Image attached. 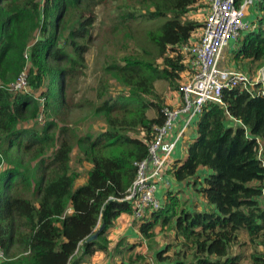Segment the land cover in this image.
I'll use <instances>...</instances> for the list:
<instances>
[{
	"label": "trees",
	"instance_id": "1",
	"mask_svg": "<svg viewBox=\"0 0 264 264\" xmlns=\"http://www.w3.org/2000/svg\"><path fill=\"white\" fill-rule=\"evenodd\" d=\"M104 1L0 0V85L14 81L28 63L30 89L0 87V162H5L0 248L7 257L0 264H80L98 250L107 251L116 220L133 212L132 203L122 199L136 177V162L147 157L149 142L166 119V94L156 83L169 81L179 91L187 69L180 45L203 26L188 14L204 5L201 0H137L138 6L123 8L120 22L132 27L125 35L138 49L106 69L128 90L105 97L100 92L104 98L94 109L106 121L105 129L76 136L59 125L66 79L90 48L95 8ZM259 7L263 13L256 28L232 50L236 64L264 67V3ZM139 24L147 27L142 37L134 27ZM38 92L46 97L48 112L40 127ZM222 99L223 104L205 106L186 157L176 159L171 170L177 185L192 187L204 205L189 208L181 193L169 189L165 206L140 222L147 240L159 224L181 239L174 255L169 245L157 252L160 262L242 264L245 254L231 249L242 243L243 231L264 244V95L240 85L224 89ZM151 108L155 116L148 114ZM78 165H89L84 183H79ZM140 245L117 247L121 264H143L141 253L125 260ZM248 260L264 264V251L254 249Z\"/></svg>",
	"mask_w": 264,
	"mask_h": 264
},
{
	"label": "built area",
	"instance_id": "2",
	"mask_svg": "<svg viewBox=\"0 0 264 264\" xmlns=\"http://www.w3.org/2000/svg\"><path fill=\"white\" fill-rule=\"evenodd\" d=\"M262 3L264 0H206L207 12L203 26L188 43L180 45L187 64L185 72L188 74L178 91L180 100L174 106L168 104L165 107V122L157 127L156 136L149 142L147 157L136 162V177L122 199L132 203L135 220L142 222L151 218L153 212L165 206L168 190L163 193V197L158 196V183L168 174L175 179L171 172L173 153L209 102L223 104V90L240 85L253 95H264V67L251 75L223 64L225 50L236 48L240 39L256 28L249 14L254 7L261 17L263 12L259 6ZM25 57L29 59V48ZM28 76L27 63L14 81L0 87L15 92L29 91L26 90L29 87ZM45 100L46 97H43L42 103L39 101L42 105L37 117L39 124L45 122ZM4 165L2 160L0 171ZM165 185L171 186L169 178L165 179ZM6 258L5 251L0 248V263Z\"/></svg>",
	"mask_w": 264,
	"mask_h": 264
},
{
	"label": "rangeland",
	"instance_id": "3",
	"mask_svg": "<svg viewBox=\"0 0 264 264\" xmlns=\"http://www.w3.org/2000/svg\"><path fill=\"white\" fill-rule=\"evenodd\" d=\"M201 4L206 5L205 0H201ZM138 6L137 0H105L101 2L95 8V14L97 15V21L95 26L93 27V36L92 42L88 43L90 48L87 53H85V57L79 60L82 64L78 63L74 66L75 73L66 79L65 85V104L64 108L61 112V120L59 121V125H66L68 128H71L76 136H82L87 133H99L104 130L106 127V121L104 120L102 114H98L94 107L102 102L103 98L108 94H116L126 92L128 89L122 86L116 78L111 75L110 72L106 69L109 63L113 61L122 62L121 57H123L128 51L135 52L138 48L135 46L133 41L130 40L131 37H127L125 32L129 28V31L132 32V27L125 28L121 22L119 15L122 14L123 8H129L133 6ZM206 9V6H204ZM203 8V7H202ZM202 8H197L192 10L188 16L194 19H198L203 21L206 20V12ZM249 14L250 20L253 21L254 24H257L258 17L260 16L258 10L254 9V7L250 10ZM166 20V19H165ZM136 29L141 31L140 37L144 36V30L147 27L143 25H134ZM133 27V28H134ZM65 37H62V40H65ZM132 39V38H131ZM130 40V41H129ZM82 43L85 40L81 41ZM131 46L129 47V45ZM63 46V41L62 45ZM71 52L70 46L66 48ZM225 61L229 68L232 66H236L235 69L244 71L251 75H255L256 71L260 69L259 63L256 62L251 66V63L246 61L245 63L236 64L233 60V51L232 48L230 51H225ZM160 63L161 60H158ZM231 66V67H230ZM252 68V70H251ZM185 78L188 76L187 72L184 73ZM185 80L183 79L182 83ZM48 84L46 83L43 88L46 89ZM29 87L27 86L28 90ZM156 89L159 93H165L167 100L174 99V96L178 94V90L173 88L169 81L160 80L156 83ZM107 90L108 93H104ZM103 92L104 97H99V93ZM44 96L40 95L38 92L37 98L42 103V98ZM169 102V101H168ZM41 105V104H40ZM46 105V100H45ZM42 106V105H41ZM150 116L156 114V110L151 108L148 111ZM48 118V112H45V121ZM43 123L38 126L40 127ZM31 126L34 124H30ZM178 130V128H177ZM176 130V131H177ZM58 132V130H57ZM187 137V133L182 138V140L178 144V148L181 149L180 156L182 157L187 152V146L189 145L190 140H192L193 136L189 135ZM77 148H75L76 152ZM182 155V156H181ZM28 158V157H27ZM75 158L76 153L73 155L72 164L75 166ZM33 162V161H32ZM32 166L35 165L33 162ZM31 166V167H32ZM89 165L77 166L78 170L83 172L79 183H84L87 179V169ZM169 178L172 182L171 186L165 185V179ZM160 180L158 183L157 194L158 196L163 197V193L167 190L173 188L177 185L173 176L168 174L167 177ZM175 190L177 193H181L183 200L187 201L188 207L202 208L204 205V200L201 195H199L192 187L187 188V186L177 185ZM185 190V191H184ZM188 196H190L188 198ZM206 204V202H205ZM128 218L133 221L132 215ZM126 220L123 224L120 225L121 231L116 235L117 237L114 239L112 248H114V244L122 242L123 246L132 243V242H142V245L138 246L133 254L141 253L146 258L142 260L143 264H166L160 262L157 259V252L166 248L168 245L171 246L169 253L174 255L175 252L180 250L181 248V239L176 234V231L172 228L162 227L160 224L156 227V235L153 239L148 240L144 239L143 236L139 232V226L135 227L136 224H132L133 227L129 228L130 224H127ZM241 244H235L231 252L232 253H244L246 258L242 262V264H249L248 256L254 249H258L264 251V244L256 243L251 241L249 236L243 231L241 233ZM168 256V254H165ZM117 261L113 259L114 264H120V258L115 254L114 256ZM170 261V260H169Z\"/></svg>",
	"mask_w": 264,
	"mask_h": 264
},
{
	"label": "crops",
	"instance_id": "4",
	"mask_svg": "<svg viewBox=\"0 0 264 264\" xmlns=\"http://www.w3.org/2000/svg\"><path fill=\"white\" fill-rule=\"evenodd\" d=\"M205 2H206V0H205ZM204 6H206V5H204ZM204 6H203L202 9H204V11L207 12ZM249 18H250V16H249ZM230 49H231V48H227L225 51H227V50L230 51ZM225 59H226V58H225V55H224L223 64L226 65V66H228L227 63H226V61H225ZM230 67H231V66H230ZM232 67H236V66L234 65V66H232ZM232 67H231V68H232ZM183 78H185V75H184V74H183ZM166 98H167V97H166ZM179 100H180V95L177 94L176 96H174V99H172V100L168 99V100H167V103L170 104V105H173V106H174V105H176V104L178 103ZM168 101H169V102H168ZM155 115H156V114H155ZM155 115H152V116H155ZM199 119H200V116L197 117V118L194 120V122L192 123L191 127L189 128V130H188V132H187V137H188V139H190V138H189V135L193 136L192 140L194 139L195 131H196V126H197V123H198V120H199ZM192 140H190V142H191ZM190 142H189V143H190ZM187 147H188V146H187ZM180 152H181V149L178 148V145H177V147H176V149H175V151H174V153H173V159H174V161H175L176 159H179V158L182 159V158H185V157H186L187 152H186V154H185L184 156L181 155L182 157H177V156H180ZM181 153H182V152H181ZM174 180H175V179H174ZM171 185H172V182H171ZM176 186H177V185H176ZM176 186H174L172 189H176ZM165 193H166V192H165ZM130 215H132V214L124 213V214H122V215L116 220L114 226L111 228V230H110V232H109V235H108L109 245H108V250H107V251H105V250H98V251L95 252L94 255L88 257V259H86L85 261H83V262L80 263V264H114V263H113V259H114L115 261H117V259L114 257L115 254L120 258L119 263L121 264V263H122V259H121V257H120L121 255L116 251V248H117V247H120V249H123L124 246H127L128 244H126V245L123 246L122 242H120V244H119V243H116V245L114 244L115 247L112 248V245H113V242H112V241H114V239L117 237V236H116V235H118L117 233L121 231V227H120V225L123 224L126 220L128 221L127 224H130L129 227H128V229H129V228H132V227H133L132 224H136V223H137V225H135V227H138V226H139V228H140V224H141V223H140L139 221L135 220V219L133 218V216H132L133 221H131V219L128 218ZM134 222H136V223H134ZM139 232H140V231H139ZM140 234H141V233H140ZM143 238H144V237H143ZM144 239H145V238H144ZM148 240H150V239H148ZM148 240H147V241H148ZM141 241H143V240H140V242H141ZM132 243H135V242H132ZM136 243H138V242H136ZM121 244H122V245H121ZM136 248H137V247H136ZM134 250H135V249H134ZM134 250H133V251H129V252L126 253V255H125V260H126V261H128V257H129V256H131V255L136 256V254H138V253L133 254ZM139 253H140V252H139Z\"/></svg>",
	"mask_w": 264,
	"mask_h": 264
},
{
	"label": "water",
	"instance_id": "5",
	"mask_svg": "<svg viewBox=\"0 0 264 264\" xmlns=\"http://www.w3.org/2000/svg\"><path fill=\"white\" fill-rule=\"evenodd\" d=\"M103 227H104V225H102V226L100 227V229H102ZM100 229H99L95 234H93V235L90 237V239H95V238H97Z\"/></svg>",
	"mask_w": 264,
	"mask_h": 264
}]
</instances>
